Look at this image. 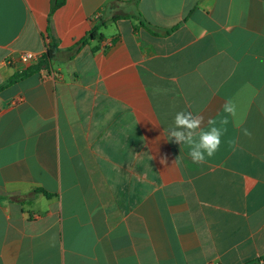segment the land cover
I'll list each match as a JSON object with an SVG mask.
<instances>
[{"label":"crops","instance_id":"0c3cea01","mask_svg":"<svg viewBox=\"0 0 264 264\" xmlns=\"http://www.w3.org/2000/svg\"><path fill=\"white\" fill-rule=\"evenodd\" d=\"M57 1L0 0V87L62 52L0 91V264L264 258V0ZM226 101L193 163L175 114Z\"/></svg>","mask_w":264,"mask_h":264},{"label":"clouds","instance_id":"9594fccd","mask_svg":"<svg viewBox=\"0 0 264 264\" xmlns=\"http://www.w3.org/2000/svg\"><path fill=\"white\" fill-rule=\"evenodd\" d=\"M222 110L227 115L217 122L215 119H208V127H203L205 118L202 115H193L191 112L180 111L175 114L174 123L167 130V139L172 141L175 138V143L181 146H187L189 149L188 155L193 163L202 164L206 157H212L218 150L221 144V137L227 132L229 123L228 115L234 118L236 116V107L231 101H226L222 105ZM217 123L219 126H217ZM235 126L239 127V123ZM244 135L251 136V133L244 129ZM230 148H235L236 140L229 139L227 141ZM175 162V161H174ZM161 164H167V158L162 157Z\"/></svg>","mask_w":264,"mask_h":264},{"label":"trees","instance_id":"16d2710c","mask_svg":"<svg viewBox=\"0 0 264 264\" xmlns=\"http://www.w3.org/2000/svg\"><path fill=\"white\" fill-rule=\"evenodd\" d=\"M63 4V0H59L54 4V10L58 7H60ZM89 37H93L94 34L90 33L88 35ZM80 45L85 44V39L82 40ZM72 53L75 51V48L71 50ZM62 52L58 49L55 41L53 40L52 43L48 46L47 53L42 57V59L39 61V63L33 65L31 68H29L27 71L21 72L17 75H15L8 83L0 87V91L3 90L7 85L13 84L18 82L19 80L28 77L32 74H35L36 72H39L41 70H47L51 64V61L55 58H58ZM264 258L257 259L256 261H252L250 264H258L260 263Z\"/></svg>","mask_w":264,"mask_h":264},{"label":"built area","instance_id":"2783aa9c","mask_svg":"<svg viewBox=\"0 0 264 264\" xmlns=\"http://www.w3.org/2000/svg\"><path fill=\"white\" fill-rule=\"evenodd\" d=\"M42 55H38L35 53H22L19 56V60L26 66H31L39 63V61L42 59ZM217 264V263H214Z\"/></svg>","mask_w":264,"mask_h":264}]
</instances>
